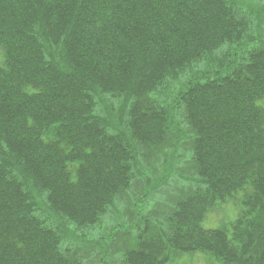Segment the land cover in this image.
Segmentation results:
<instances>
[{"label": "trees", "instance_id": "1", "mask_svg": "<svg viewBox=\"0 0 264 264\" xmlns=\"http://www.w3.org/2000/svg\"><path fill=\"white\" fill-rule=\"evenodd\" d=\"M0 52V264H84L68 221L104 224L136 177L163 197L183 162L123 264H264V0H0Z\"/></svg>", "mask_w": 264, "mask_h": 264}, {"label": "rangeland", "instance_id": "2", "mask_svg": "<svg viewBox=\"0 0 264 264\" xmlns=\"http://www.w3.org/2000/svg\"><path fill=\"white\" fill-rule=\"evenodd\" d=\"M2 61V53L0 52V62ZM261 104H264V101L261 102ZM167 152V151H166ZM160 154L158 158H153L150 156V159L147 160L139 159V163L141 165L146 164L147 167L148 164L157 171V169L153 166L156 161H159L160 159H165V163L167 160H169L170 168H173L174 166H177L178 161H182V159H175L172 157H176V154H171V150L168 152L170 154ZM181 148H178V151L175 153H181ZM140 157L142 158L143 155L139 152ZM153 154V153H152ZM178 160V161H177ZM154 162V163H153ZM179 167V166H178ZM163 168V167H162ZM183 169L186 168L184 175H187V177H176L174 179H171L167 184L164 186V191L157 194H161L163 197H159L157 200H155V188L152 187L153 181L149 183L146 179H141L136 177V181L134 184V187L130 192H133L136 190V193L130 194L127 197L123 196L119 200H116L112 202L109 205V213L108 216L104 218L105 223L100 224L99 227H96L95 229H83L78 230L77 227L73 225V222L68 221L67 229L65 231L68 232V241L67 242H73L74 245L78 243L77 241H81L83 243H93V247L87 246L85 244L84 247L78 249L79 254L84 256L83 263L84 264H123V257L124 253L127 248H130L131 246H135V234L138 233V231H142L144 227L146 226V222L148 221L149 224L153 225L157 222L162 223L163 218V208L160 207L162 200H170L175 199L179 188L183 186L189 185L188 183L192 184L193 177L190 178L189 174H191L192 166L189 163L183 162L182 167ZM178 170L182 169H173L174 174H177ZM154 171V170H153ZM161 172V167H160ZM151 178V177H150ZM149 178V179H150ZM156 180V177L152 176V180ZM167 182V181H166ZM149 183V188L148 186ZM147 189V191H150L147 195L143 194V190ZM141 193L139 196L142 197L143 200H139L138 194ZM159 196V195H158ZM240 198V197H239ZM239 198L237 199H231L227 202L219 203V205H216L213 209H211L209 212L206 213L205 218L203 219V226L206 229H214L221 227L225 224H230L232 221L236 219L238 215H240V211L242 208V205L239 202ZM141 201V202H140ZM159 202V203H158ZM107 221V223H106ZM63 223V222H61ZM127 226L135 227L137 232L133 230L135 233L130 232L126 233L122 230L126 228ZM118 230V231H116ZM64 231V230H63ZM81 232L84 234L81 236ZM114 234V236H112ZM123 236L126 237V239L123 238ZM127 236H130L129 238ZM133 236V237H131ZM71 237V239H70ZM129 240V241H128ZM134 241V242H133ZM101 243V244H100ZM75 252H77L74 249ZM166 264H222L221 261L217 260L215 257L208 253H204L201 251H195L194 253H188L184 251H180L177 253H173L171 260L167 262Z\"/></svg>", "mask_w": 264, "mask_h": 264}]
</instances>
